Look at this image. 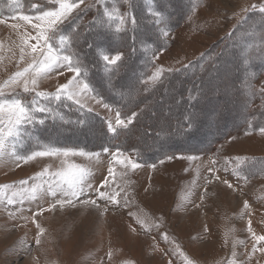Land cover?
Masks as SVG:
<instances>
[{
	"label": "rangeland",
	"instance_id": "obj_1",
	"mask_svg": "<svg viewBox=\"0 0 264 264\" xmlns=\"http://www.w3.org/2000/svg\"><path fill=\"white\" fill-rule=\"evenodd\" d=\"M130 2L131 8L118 0L121 14L130 15L123 32L106 30L110 39L98 35L96 21L104 7L113 6L111 0L103 5L84 0L62 25L70 38L79 34L63 46V54L78 52L88 65L96 63L102 51L120 53L122 60L117 72L102 64L92 69L87 79L94 94L79 97L83 109L66 99L36 98L52 109L48 115L34 113L45 123L29 125L14 146L6 145L0 157V264H228L230 259L264 264V253L252 251L255 241L248 231L251 220L252 232L264 235V30L257 26L259 18L264 19L259 11L264 0ZM52 7L49 0H13L11 5L0 0V19L5 20L0 24V98L19 96L29 106L35 98V92H23V78L10 81L37 56L27 49L21 59L20 52V37L34 36L37 30L11 17L35 16ZM156 11L162 14L159 23L152 15ZM253 11L259 13L258 20L245 21ZM241 23L250 24L241 29ZM165 30L167 36L162 35ZM90 42L105 47L89 48ZM53 43L61 47L58 36ZM157 69L164 70L162 79L148 80ZM72 75L59 69L41 79L36 91L54 94ZM117 111L125 119L137 115L125 135L112 138L108 123L115 127ZM190 118L194 129L183 133ZM49 146L93 155L27 162L12 155ZM113 153L125 163L116 164ZM130 160L143 166L133 169ZM110 162L111 183L99 190L118 193V205L108 202L109 211L101 215L105 200L98 199L97 191L86 190L82 199L97 200L99 210L78 203L75 208L57 205L40 211L54 202L44 190L62 180L55 173H68L75 165L99 188ZM214 174L232 183L235 191L221 180L208 183ZM33 184L43 190L30 199ZM256 247H264V241Z\"/></svg>",
	"mask_w": 264,
	"mask_h": 264
},
{
	"label": "snow or ice",
	"instance_id": "obj_2",
	"mask_svg": "<svg viewBox=\"0 0 264 264\" xmlns=\"http://www.w3.org/2000/svg\"><path fill=\"white\" fill-rule=\"evenodd\" d=\"M50 3L54 5L49 10L41 11L38 15L29 16L25 14L13 15L11 18L14 20H21L26 23H31L32 28L36 29V34L33 36L29 33H25L20 37L22 41V47L20 48L21 59H23L26 54V50L30 49L29 55L32 53H36L37 56L33 58L32 63L28 65L21 72H17L15 76L12 78L10 83H16L18 78H23V92H35V98H33L31 105L29 106L21 97L17 96L11 99H3L0 98V157L5 155L6 145L11 143L13 146L20 140L23 134L28 130L29 125H33L36 123H40L41 125L45 123L44 117L37 118L34 113H43L48 115L52 109L44 104L37 103V99L47 100L54 99L57 102H60L64 99L68 101H72L76 103L81 109L84 108V105L80 103L79 97L82 95H86L89 93L94 94V89L89 83L87 76L90 74L93 68L103 65V68L107 71H115L120 67V62L122 60V54L116 53L115 55H110L106 51H102L99 53L97 57V62L91 65L85 64L83 57L78 53L72 54H63L67 51V49L63 46L70 45L72 40L76 38L79 34L76 33L72 38L65 33L62 29V25L67 21L72 13V11L80 6V4L84 3V0H49ZM102 5L104 4V0H98ZM118 0H111L113 6L109 9L108 7L103 8L102 15L98 16L96 23H98L101 31L98 32V35H105L107 38H111L106 30H111L117 34L123 32L125 30L126 21L129 17L130 13L121 14L119 8L116 6ZM125 3L129 4V8L132 7L130 0H124ZM10 5L13 3V0H9ZM37 7L36 4L32 5V8L35 9ZM259 11L264 13V7H260ZM155 17H157V23H159V18L161 17V13L156 11L152 13ZM35 21V22H33ZM5 20L0 19V24H4ZM131 23L133 26L136 25L135 15H131ZM11 28L16 29L19 27L18 24H11ZM89 27H92L90 25ZM70 31L74 32V29ZM163 36H167L168 32L165 30L162 32ZM58 36L59 43L61 45L60 48H57L53 41ZM147 39V38H146ZM29 40H34L35 43L30 44ZM89 48L103 49L105 46L103 44H93L88 43ZM135 51V49H133ZM187 67V66H185ZM66 68V70L73 75L68 78L67 82L59 85L56 88L54 94H49L47 92L36 91L38 87V83L41 79L48 78L50 74L57 72V70ZM163 69H157L155 73L148 77V80L156 82L162 79ZM30 73V75H29ZM59 75H63V72H58ZM144 81L141 80V83ZM3 86L0 85V89ZM264 91V89H262ZM3 93L0 91V97H2ZM95 99L96 96L93 95ZM105 107H108L105 105ZM91 111V109H87ZM136 113H132L130 117L126 119L122 117L119 111L116 112V120L115 127H113L112 123H108V132L115 134L117 128L127 129L128 125L133 123L134 118L136 117ZM189 130L192 127L191 118L187 121L185 125ZM260 131L264 133V128H261ZM103 152H109L108 148H104ZM13 156H16L17 159L23 160L27 162L36 157H46V156H56V155H93V153H85L83 150L77 149H69V148H59L55 146H49L46 150H37L32 151L29 154L17 156L15 152L12 153ZM95 155H99L98 153ZM123 155V153H120ZM171 158V157H169ZM196 157L189 156L188 159L192 160ZM113 161L116 164L123 165L125 162L121 159L117 158V154L113 153ZM131 164L133 169L137 167H141L138 162L128 161ZM19 166V165H17ZM150 167H155V165H150ZM209 171H212L209 169ZM47 172V169H45ZM108 176L101 181L99 188H93V185L89 182V173L83 169L77 168V166H70V171L68 173H55V176L62 177L60 182H50L48 184V188L46 194L55 198L53 203H50L48 209L41 208L40 211L52 210L59 205L61 209H64L65 206L75 208L77 204L87 208L89 206L95 207L96 209H100V204L97 203V200L94 199H82V197L87 195L86 190H94L98 192V199L105 200V207L100 212L103 215L104 212L109 211L107 207L108 202L112 205H118V201L116 199V195H108L105 191H100V188H104L106 185H110L111 181L109 177L113 175V167L110 166L107 169ZM43 174V173H42ZM41 174V175H42ZM239 178V176H238ZM212 179L221 180L219 176L213 175L212 178L208 180V183L212 182ZM246 179V177H245ZM221 182L226 185L229 189L235 188L233 184L230 183L227 179L221 180ZM21 183L27 184V181H22ZM66 185V187H65ZM42 185L33 184L30 189V199H35L38 192L42 191ZM26 191H28L26 189ZM58 197V198H57ZM9 204L13 203L12 200L8 201ZM244 208L248 209L249 204L247 201L244 202ZM250 214V213H249ZM35 215V214H34ZM131 215V213H129ZM141 228H144L145 231L148 229L145 228V222L143 220L137 221ZM35 223V220H33ZM249 228L248 231L251 233L252 239L255 243L252 246V251H260L264 253V247L257 249L256 245L260 244L264 241V235H256L252 232L251 228V220L248 221ZM158 227V225H157ZM132 231H136V229H132ZM43 229H41V233ZM165 240L167 236L165 235ZM36 243L39 244V234L37 236ZM183 255V253H181ZM235 256V252L233 253ZM249 258H251L249 256ZM171 264V262H169ZM190 264V262H188ZM228 264H236L235 260L230 259Z\"/></svg>",
	"mask_w": 264,
	"mask_h": 264
},
{
	"label": "trees",
	"instance_id": "obj_3",
	"mask_svg": "<svg viewBox=\"0 0 264 264\" xmlns=\"http://www.w3.org/2000/svg\"><path fill=\"white\" fill-rule=\"evenodd\" d=\"M252 16H248L246 19H245V21H249V22H251V20L252 21H255V20H258V18L259 17H257L256 15H258L259 13H257V11H253V12H251L250 13ZM131 15H133V13L131 14ZM248 24H250V23H248ZM248 24H243V23H241L240 25H242V26H239L241 29H245L246 28V26L248 25ZM256 25V24H255ZM257 26L258 27H260V28H262V30H264V19L262 18V19H260L259 18V20H258V23H257ZM231 33H229L228 35H230ZM237 59H239V57L237 58ZM187 69V68H186ZM116 72H117V70H115ZM114 71V72H115ZM110 72V71H109ZM138 76V75H137ZM152 92V91H151ZM196 99V95L195 96H192L191 97V101H194ZM145 106V105H144ZM189 119H186V123H187V121H188ZM146 127V126H145ZM147 128V127H146ZM194 129V127L192 126L191 127V129L189 130L186 126H184V128H182V132L183 133H189L190 131H192ZM129 131V129L127 128V129H120V130H118L117 131V133L116 134H114V135H110V137H112V138H115V137H117V138H119V137H121V136H123V135H125L127 132ZM146 131H147V129H146ZM147 134H150L148 131L146 132Z\"/></svg>",
	"mask_w": 264,
	"mask_h": 264
},
{
	"label": "bare ground",
	"instance_id": "obj_4",
	"mask_svg": "<svg viewBox=\"0 0 264 264\" xmlns=\"http://www.w3.org/2000/svg\"><path fill=\"white\" fill-rule=\"evenodd\" d=\"M138 103V102H137ZM137 105V104H136Z\"/></svg>",
	"mask_w": 264,
	"mask_h": 264
}]
</instances>
